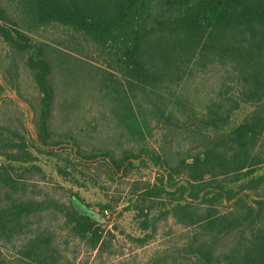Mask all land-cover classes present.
Here are the masks:
<instances>
[{
	"label": "trees",
	"instance_id": "obj_1",
	"mask_svg": "<svg viewBox=\"0 0 264 264\" xmlns=\"http://www.w3.org/2000/svg\"><path fill=\"white\" fill-rule=\"evenodd\" d=\"M48 27L62 39L34 36ZM0 74V106L12 89L42 143L0 113V248L15 250L0 264L67 259L53 218L95 258L116 254L115 224L42 196L34 151L78 185L81 165L161 167L133 183L130 237L189 232L142 264H264V0H0Z\"/></svg>",
	"mask_w": 264,
	"mask_h": 264
},
{
	"label": "rangeland",
	"instance_id": "obj_2",
	"mask_svg": "<svg viewBox=\"0 0 264 264\" xmlns=\"http://www.w3.org/2000/svg\"><path fill=\"white\" fill-rule=\"evenodd\" d=\"M64 33L58 27H48L40 29L34 36L41 40L55 41L56 39L61 40ZM3 53H5V50H3ZM0 81L3 82L1 74ZM6 93L11 99L4 106H0V113L8 123L17 124L22 120L28 133L26 135L29 136V144H31L34 142L33 139H37V115L12 89L6 87ZM249 110H251V107L245 105L236 111L233 117L234 123L239 122ZM97 112V107L88 104L85 107L84 115L92 117L95 113L98 114ZM23 127L24 124L21 125L22 129ZM37 141V144H42L40 140L37 139ZM151 141L156 144L153 138H151ZM34 152L38 158L37 163L43 167L45 172V177L38 176L41 180L39 187L42 196L50 194V197L54 196L60 202L74 204L76 209L81 212L96 215L97 219L103 221L106 220L108 222H106L107 229L113 228L114 224L116 226L114 228L116 234L114 242L117 244L116 254L115 251L114 255H109L106 252L95 258V251H90V247L82 240L71 236L56 218L48 219L51 223L52 221L55 222L60 237L58 242L64 248L63 254L67 255V259L64 258L65 260L61 264H101L102 262L142 264L153 257L157 251L161 252L166 248L179 246L185 241L186 234L189 231L171 220L162 221L159 232L151 236L149 238L150 242L145 246L130 237L139 235V231L136 229L137 221L134 212L127 209L132 196L133 183L139 179L151 181L152 183L158 172L162 170L157 163L153 161L144 165L138 163V166L130 170L127 175L123 174V170L119 173H112L105 164V166L81 165L75 171L76 176L80 177V185H78L60 177L55 168L56 157L41 154L37 151ZM69 153V151H63L60 156L64 159ZM67 167L69 170L72 169L70 165ZM139 186H142V184H139ZM35 190L39 192V189ZM0 249L10 256L15 253L12 246L1 245Z\"/></svg>",
	"mask_w": 264,
	"mask_h": 264
},
{
	"label": "water",
	"instance_id": "obj_3",
	"mask_svg": "<svg viewBox=\"0 0 264 264\" xmlns=\"http://www.w3.org/2000/svg\"><path fill=\"white\" fill-rule=\"evenodd\" d=\"M95 217H96V215H95Z\"/></svg>",
	"mask_w": 264,
	"mask_h": 264
}]
</instances>
